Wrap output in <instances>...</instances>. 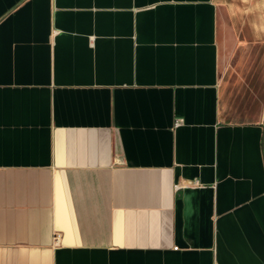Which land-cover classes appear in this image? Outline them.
<instances>
[{"label":"crops","instance_id":"obj_1","mask_svg":"<svg viewBox=\"0 0 264 264\" xmlns=\"http://www.w3.org/2000/svg\"><path fill=\"white\" fill-rule=\"evenodd\" d=\"M0 264H264V0H0Z\"/></svg>","mask_w":264,"mask_h":264},{"label":"built area","instance_id":"obj_2","mask_svg":"<svg viewBox=\"0 0 264 264\" xmlns=\"http://www.w3.org/2000/svg\"><path fill=\"white\" fill-rule=\"evenodd\" d=\"M57 237H58V234H55V235H54V242L57 241Z\"/></svg>","mask_w":264,"mask_h":264}]
</instances>
